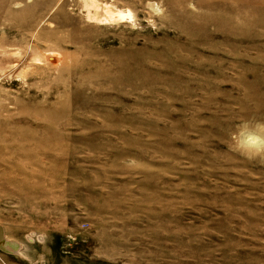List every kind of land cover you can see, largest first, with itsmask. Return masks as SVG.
I'll return each mask as SVG.
<instances>
[{"label": "rangeland", "instance_id": "1", "mask_svg": "<svg viewBox=\"0 0 264 264\" xmlns=\"http://www.w3.org/2000/svg\"><path fill=\"white\" fill-rule=\"evenodd\" d=\"M100 1L0 0V264H264V0Z\"/></svg>", "mask_w": 264, "mask_h": 264}, {"label": "clouds", "instance_id": "2", "mask_svg": "<svg viewBox=\"0 0 264 264\" xmlns=\"http://www.w3.org/2000/svg\"><path fill=\"white\" fill-rule=\"evenodd\" d=\"M21 5H17L20 7ZM163 10V9H161ZM258 132L242 134L246 127H252L247 121H241L237 129L232 133L231 150L238 152L247 159H264V121H258L254 125Z\"/></svg>", "mask_w": 264, "mask_h": 264}, {"label": "bare ground", "instance_id": "3", "mask_svg": "<svg viewBox=\"0 0 264 264\" xmlns=\"http://www.w3.org/2000/svg\"><path fill=\"white\" fill-rule=\"evenodd\" d=\"M81 1L83 2L89 18L92 20L114 22L124 20L128 17L131 18L132 16L131 13L123 14L122 12L117 11L116 9L108 5V3L101 2L100 0ZM10 70H12V68ZM0 246H2L8 252H16L20 250L21 245L17 241L7 238L4 229L2 228V226H0Z\"/></svg>", "mask_w": 264, "mask_h": 264}]
</instances>
